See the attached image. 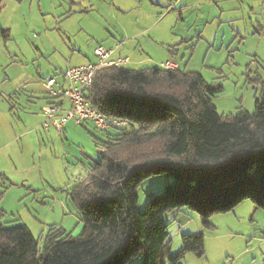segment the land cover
<instances>
[{"label": "rangeland", "instance_id": "obj_1", "mask_svg": "<svg viewBox=\"0 0 264 264\" xmlns=\"http://www.w3.org/2000/svg\"><path fill=\"white\" fill-rule=\"evenodd\" d=\"M153 1L164 8L132 15L151 28L133 39L124 67H161L179 48L175 60L181 68L201 73L218 88L212 98L218 113L254 112L264 89V0ZM80 2L0 0V225H27L40 246L53 227L73 236L82 232L71 191L101 157L96 137L107 138L91 122H70L62 134L54 127L36 131L45 104L41 91L31 92L33 82L94 58L104 34V23L95 16L74 13ZM171 181L163 174L146 178L138 188L139 210L144 212L151 195ZM165 219L174 252L183 234L205 235L204 255L189 252L185 264H264V209L251 199L213 214L210 228L187 207ZM140 263L141 258L130 262Z\"/></svg>", "mask_w": 264, "mask_h": 264}, {"label": "trees", "instance_id": "obj_2", "mask_svg": "<svg viewBox=\"0 0 264 264\" xmlns=\"http://www.w3.org/2000/svg\"><path fill=\"white\" fill-rule=\"evenodd\" d=\"M218 91L180 67L99 70L86 98L128 126L96 137L101 157L71 191L82 232L53 227L40 246L27 225H0V264H185L189 252L204 255L205 235L183 234L174 252L167 213L190 208L210 228L245 199L264 209V89L254 112L227 116L212 101ZM151 174L172 181L141 212L138 188Z\"/></svg>", "mask_w": 264, "mask_h": 264}, {"label": "built area", "instance_id": "obj_3", "mask_svg": "<svg viewBox=\"0 0 264 264\" xmlns=\"http://www.w3.org/2000/svg\"><path fill=\"white\" fill-rule=\"evenodd\" d=\"M121 45L122 42L108 47L98 45L94 49L96 61L68 67L63 74L62 81H58L55 77L45 80L48 102L41 110L44 116L41 127L44 130L54 127L59 134H62L70 122L76 125L91 122L101 131L128 126L125 120L103 114L85 96L87 90L93 85L99 70L111 66H125L130 62L129 57L119 54ZM161 67L178 69L180 65L176 60L170 59L162 62ZM64 100L69 103L68 107L64 106Z\"/></svg>", "mask_w": 264, "mask_h": 264}, {"label": "crops", "instance_id": "obj_4", "mask_svg": "<svg viewBox=\"0 0 264 264\" xmlns=\"http://www.w3.org/2000/svg\"><path fill=\"white\" fill-rule=\"evenodd\" d=\"M159 1H161L162 3L166 2V0H159ZM79 5H80L79 8L81 9L74 11L75 14L76 13H81V14L87 13L92 16H95L98 20H100L101 23H104V27H103L104 34L99 37L100 39L99 41H97V44L95 47H97L98 45H103V46L108 47L117 42H122V45L119 49V54L122 56H127V57L130 56L129 54H127V52H130L131 49L134 47V45L132 44L133 39L143 36L144 33L151 28V26H147L143 24L140 25L138 23V20L133 18L132 16L133 13L135 12L139 15L141 14L144 15V14H147V11L152 12L153 9L158 10L159 8H164V6L161 3H156L153 0H149V1H144V0H141V1H138V0H81ZM169 6H171V4H169ZM111 20L115 21L114 26L110 23ZM179 52H180V49L175 48L173 51H171V56L166 57L165 61L170 60L172 58L175 60L179 56ZM74 55L75 54H73V56ZM129 59L131 61L130 57ZM92 61H96L95 54H94V58L91 59L90 57L87 56L86 59L84 58L82 63L78 65H83V64H86ZM162 62L164 61H161V63ZM70 66H77V65L69 63L68 67ZM180 68H181V65H180ZM65 70L61 71V73L56 72L54 75L46 77L41 82H38V81L33 82L34 84H33V87L31 88V92L34 93L35 91L39 90L43 93V99H44L43 105L48 102V96H47L46 88L44 85L45 80L50 77H55L58 81H62ZM64 106L65 107L69 106V103L65 100H64ZM40 114L43 117L42 112H40ZM68 125L69 123L67 124V126ZM66 128H65V131H66ZM39 129H43V128L42 127L36 128V131H39ZM43 131H47V130L43 129ZM38 139H39L38 141H40V136L38 137Z\"/></svg>", "mask_w": 264, "mask_h": 264}]
</instances>
